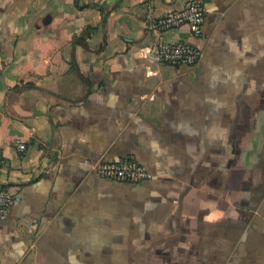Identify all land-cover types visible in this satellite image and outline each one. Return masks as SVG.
Masks as SVG:
<instances>
[{"label":"crops","instance_id":"obj_1","mask_svg":"<svg viewBox=\"0 0 264 264\" xmlns=\"http://www.w3.org/2000/svg\"><path fill=\"white\" fill-rule=\"evenodd\" d=\"M189 1L0 0V264H264V0L147 27ZM161 40L203 56L140 57ZM123 158L153 178L97 174Z\"/></svg>","mask_w":264,"mask_h":264},{"label":"built area","instance_id":"obj_2","mask_svg":"<svg viewBox=\"0 0 264 264\" xmlns=\"http://www.w3.org/2000/svg\"><path fill=\"white\" fill-rule=\"evenodd\" d=\"M206 16L207 10L203 0H190L182 9L169 12L160 18H157L150 9L145 16V23L148 28L160 32L188 26L192 35L200 38ZM202 56L203 51L200 47L186 41L173 43L161 40L140 50V57L143 59L174 66H195ZM17 147L22 152L27 150L26 144L21 141L17 142ZM4 163V153L0 149V167ZM96 170L102 179L121 184H136L153 178L144 166L128 158L99 163ZM20 200L18 193L0 183V223L7 218L10 208Z\"/></svg>","mask_w":264,"mask_h":264},{"label":"rangeland","instance_id":"obj_3","mask_svg":"<svg viewBox=\"0 0 264 264\" xmlns=\"http://www.w3.org/2000/svg\"><path fill=\"white\" fill-rule=\"evenodd\" d=\"M145 261L147 262V260H145V258L144 259L143 258H137V264H139V263L145 264Z\"/></svg>","mask_w":264,"mask_h":264}]
</instances>
